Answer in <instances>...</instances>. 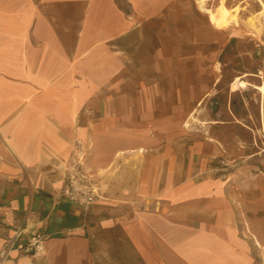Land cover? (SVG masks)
Returning <instances> with one entry per match:
<instances>
[{
	"label": "crops",
	"instance_id": "0c3cea01",
	"mask_svg": "<svg viewBox=\"0 0 264 264\" xmlns=\"http://www.w3.org/2000/svg\"><path fill=\"white\" fill-rule=\"evenodd\" d=\"M181 2L0 0L2 264H105L118 236L145 264H264V116L184 127L220 78ZM77 142L87 208L61 193Z\"/></svg>",
	"mask_w": 264,
	"mask_h": 264
},
{
	"label": "rangeland",
	"instance_id": "374dc122",
	"mask_svg": "<svg viewBox=\"0 0 264 264\" xmlns=\"http://www.w3.org/2000/svg\"><path fill=\"white\" fill-rule=\"evenodd\" d=\"M181 1L177 10L183 12V16H187V13L189 15L188 19L186 18L188 20L187 34L190 35L189 39L192 41L190 43L192 51L195 49V44L199 46L207 41V45L204 46L209 51L208 60H206L208 70L210 66H213L216 75L220 78L219 83L209 90L205 101L195 108L194 112L188 116V120L183 122L184 127L194 129L200 121L207 122V119L226 121L232 118V111L236 115L251 114L253 121L259 118L261 113L264 116V93L250 85H247V88L231 90L234 77L244 73H246L244 79L250 84L264 83V16L259 13L260 2L258 0H223L221 4L227 8L238 5V9L233 21L229 22L226 27L218 28L209 20H205L208 15L198 0ZM219 4L220 0H205L204 7L214 10ZM251 21L257 27L262 28L260 35L254 31ZM231 39L233 41L230 42ZM227 45H229L228 48ZM193 60L194 57L192 62ZM208 76L209 80L213 77L210 71ZM222 123L219 122V124ZM214 124H211L213 131L215 127L222 126L220 131L227 136L230 135L231 125L226 127ZM257 145L261 146V143L258 141ZM218 146L222 155L218 158L216 165L230 171L233 167L231 154L229 155L222 145L218 144Z\"/></svg>",
	"mask_w": 264,
	"mask_h": 264
},
{
	"label": "built area",
	"instance_id": "2783aa9c",
	"mask_svg": "<svg viewBox=\"0 0 264 264\" xmlns=\"http://www.w3.org/2000/svg\"><path fill=\"white\" fill-rule=\"evenodd\" d=\"M84 160L85 147L81 142H77L75 152L69 164L65 167V184L61 193L70 201L87 208L97 200L98 194L96 183L92 175L85 168ZM20 230L17 229L0 250V264L8 256L9 251L13 249L14 240L20 235ZM43 240L44 235L36 232L30 236L25 244H19L18 248H23L34 256H40L45 251ZM14 248L16 247L14 246Z\"/></svg>",
	"mask_w": 264,
	"mask_h": 264
},
{
	"label": "bare ground",
	"instance_id": "6f19581e",
	"mask_svg": "<svg viewBox=\"0 0 264 264\" xmlns=\"http://www.w3.org/2000/svg\"><path fill=\"white\" fill-rule=\"evenodd\" d=\"M258 1L261 4V10L259 11V13H261L262 16H264V2L262 0H258ZM198 2L200 3V6L203 7L204 11L207 13L208 20L211 23H213L215 27H218V28L226 27L229 24V22L233 21L234 16H235L237 9H238V5H234L232 8H227L224 4H221L223 2V0H220V4L214 10H211L209 8L204 7L205 0H198ZM252 26L254 27V31L256 32V34L260 35L262 28L257 27L254 24V22H252ZM245 75H246V73H244L243 75H240V76H235V78L231 82V90H237L239 88L240 89L241 88H247L246 86L250 85L253 88L260 91L261 93H264V83H261L258 85L250 84L248 81H246L244 79ZM261 104H262V102H261Z\"/></svg>",
	"mask_w": 264,
	"mask_h": 264
},
{
	"label": "trees",
	"instance_id": "16d2710c",
	"mask_svg": "<svg viewBox=\"0 0 264 264\" xmlns=\"http://www.w3.org/2000/svg\"><path fill=\"white\" fill-rule=\"evenodd\" d=\"M228 47L229 45H227ZM104 251H106L108 256V262L105 264H145L131 243L125 238L120 240L119 236L117 239H112ZM101 260V262L97 261L95 264H103L104 256H102Z\"/></svg>",
	"mask_w": 264,
	"mask_h": 264
}]
</instances>
